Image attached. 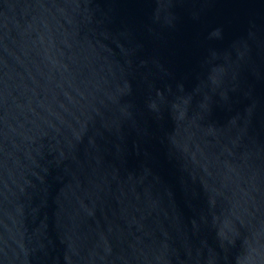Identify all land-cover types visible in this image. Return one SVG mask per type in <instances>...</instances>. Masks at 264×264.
Masks as SVG:
<instances>
[{
    "label": "water",
    "instance_id": "obj_1",
    "mask_svg": "<svg viewBox=\"0 0 264 264\" xmlns=\"http://www.w3.org/2000/svg\"><path fill=\"white\" fill-rule=\"evenodd\" d=\"M0 264H264V0H0Z\"/></svg>",
    "mask_w": 264,
    "mask_h": 264
}]
</instances>
